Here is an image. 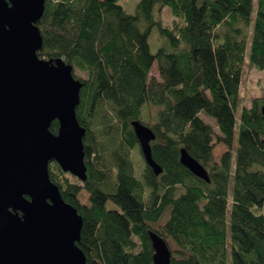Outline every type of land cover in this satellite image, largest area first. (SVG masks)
Wrapping results in <instances>:
<instances>
[{"label": "trees", "instance_id": "obj_1", "mask_svg": "<svg viewBox=\"0 0 264 264\" xmlns=\"http://www.w3.org/2000/svg\"><path fill=\"white\" fill-rule=\"evenodd\" d=\"M119 1L46 0L36 22L38 56L62 58L82 82L76 117L86 179L55 162L48 169L82 217L86 264H153L150 231L165 240L170 264H264V92L241 107L235 136L248 43L250 67L264 69V0L254 16L253 0H138L133 13ZM133 120L155 133L158 175ZM217 144L225 147L218 160ZM181 148L209 183L181 165Z\"/></svg>", "mask_w": 264, "mask_h": 264}, {"label": "water", "instance_id": "obj_2", "mask_svg": "<svg viewBox=\"0 0 264 264\" xmlns=\"http://www.w3.org/2000/svg\"><path fill=\"white\" fill-rule=\"evenodd\" d=\"M46 0H0V264H86L78 247L82 217L49 177V163L86 179L83 137L76 117L82 82L62 58L37 52L36 22ZM264 111V106L262 108ZM58 122L57 133L50 130ZM131 126L142 157L155 175V133L138 120ZM179 161L209 183L205 168L186 149ZM153 264H170L165 240L148 232Z\"/></svg>", "mask_w": 264, "mask_h": 264}, {"label": "rangeland", "instance_id": "obj_3", "mask_svg": "<svg viewBox=\"0 0 264 264\" xmlns=\"http://www.w3.org/2000/svg\"><path fill=\"white\" fill-rule=\"evenodd\" d=\"M138 0H120L119 3L125 7V9L133 13L135 10V5ZM256 9V0H253V13L254 16ZM160 17L163 19L164 23L169 24L173 19L170 11L164 8L160 14ZM252 31V27L251 30ZM150 50L152 53H155L158 47V40L155 37V34L152 33L149 39ZM249 43L247 44L245 50V57H244V66L243 72L241 73V81H240V91H239V98L236 106V123H235V136L237 135L238 131V113L242 106H248L250 99L254 96L259 95L260 93L264 92V69H256L252 68L249 65ZM151 76L155 77V79L159 80L156 64H153L151 68ZM205 120L208 122H213L214 120L205 116ZM225 151V147L222 144H217L212 153L214 159L218 160L220 155ZM79 199L81 203H87V194L83 191L79 194Z\"/></svg>", "mask_w": 264, "mask_h": 264}]
</instances>
